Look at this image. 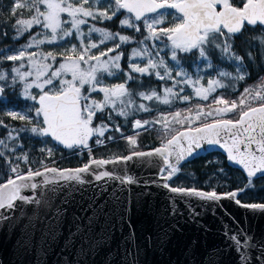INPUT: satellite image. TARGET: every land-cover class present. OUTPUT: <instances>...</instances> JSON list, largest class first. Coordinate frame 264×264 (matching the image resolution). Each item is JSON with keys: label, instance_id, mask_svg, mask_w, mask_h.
<instances>
[{"label": "snow or ice", "instance_id": "obj_1", "mask_svg": "<svg viewBox=\"0 0 264 264\" xmlns=\"http://www.w3.org/2000/svg\"><path fill=\"white\" fill-rule=\"evenodd\" d=\"M11 16L13 39L19 40L34 28L39 30L19 48L0 49V64L14 62L10 68L0 67V101L6 99V88L15 89L19 84L22 85L20 97L31 102L19 111L12 107L3 113L11 120L30 126L11 127L0 119V127L8 129L7 136L0 138V158L6 164V169L0 172V222L13 218L21 205H29L33 211L27 217L28 229L34 232L43 224L51 237L55 232L53 225L67 211L62 206L68 203L66 198L57 203L64 187L86 183L84 174L93 175L97 181L118 180L121 185L139 183L130 175H121L104 166L127 164L134 158L146 157L159 158L142 161L157 168L156 179L144 182L146 186L160 180L163 181L160 186L183 197L212 203L227 198L243 208L264 212V203H242L238 198L240 193L253 187V178L264 175V78L255 87H245L237 99L218 95L207 107L198 105L195 109L160 113L153 121L135 119V129L154 123L162 125L161 145L151 151L137 150L136 137H123L121 133L129 145V154L94 158L89 143L95 137L97 145H104L106 141L102 138L110 130L102 121L94 126L97 113L107 115L109 120L113 113L127 119L137 112L152 111L148 104L138 100L165 105L174 100L189 102L192 96L182 94L188 87L195 97L207 101L217 89L235 87L236 81L245 80L248 74L243 57L233 51V45L246 28L258 30L253 39L257 42L258 54L264 59V53L259 52L264 48V0H13ZM114 18L119 20L120 29L140 33V38L89 24L90 20L102 23ZM85 25H88L87 32L82 28ZM93 34L99 37L98 43L93 42ZM110 41L114 42L111 47L100 50L101 45ZM133 43L137 47L131 49L125 71L121 67L124 58L121 49ZM45 44L58 45L63 50L45 52L41 49ZM32 48L37 51H29ZM210 53L217 54L219 64L213 62ZM248 58L255 59L251 51ZM135 61L143 62V66ZM185 61L190 62L193 71H189ZM225 64L233 65L235 74ZM118 72L123 73V82L104 83L105 76L115 77ZM209 72L214 76L207 79L205 86L203 81ZM144 77L171 82V86L162 85L163 96L155 88L133 90L129 87L132 82H136L137 88L146 87ZM32 89L38 91L34 93ZM93 93L102 94V99H96ZM115 131H121L118 124ZM23 133L40 138L45 145L39 149L46 154L44 159L30 162L27 152L17 153V149H23ZM48 137L66 149L88 150L89 161L74 169L49 166L46 160L52 157L53 150L47 147ZM205 146L223 149L227 160L243 169L247 176L245 187L217 193L215 189L204 191L169 183L180 173L182 162ZM102 168L103 171H98ZM99 212L105 214L103 208ZM192 215L198 213L193 210ZM97 220V214L93 213L82 222L79 218L74 221L69 234L74 252L78 249L87 257L102 241L106 242L105 235L95 232ZM130 231L134 234V230ZM225 235L240 253V264H252V249L259 253L256 264L264 261V243H254L245 230ZM77 264L83 262L77 261Z\"/></svg>", "mask_w": 264, "mask_h": 264}, {"label": "water", "instance_id": "obj_2", "mask_svg": "<svg viewBox=\"0 0 264 264\" xmlns=\"http://www.w3.org/2000/svg\"><path fill=\"white\" fill-rule=\"evenodd\" d=\"M138 130L133 127V131ZM211 154L226 157L218 146H205L181 165ZM149 159L159 158H134L127 164L104 166L121 175H130L139 183L121 185L118 180L97 181L93 175L84 174L86 183L64 187L57 203L66 198L68 203L62 206L67 211L53 225L55 232L51 237L43 224L34 232L28 229L27 217L32 215L33 208L21 205L13 218L0 222V264H77V261L83 264H240V253L227 239L226 232L231 234L243 229L253 237L254 243H264V212L243 208L227 198L212 203L183 197L160 186L163 183L160 180L146 186L144 182L156 179L157 173L156 167L142 163ZM227 163L244 173L238 165L228 160ZM101 208L105 214H100ZM193 210L198 215H192ZM93 213L98 216L95 232L105 235L106 242L102 241L85 257L78 249L73 251L69 234L74 221L79 218L82 222ZM250 254L252 264H256L259 253L252 249Z\"/></svg>", "mask_w": 264, "mask_h": 264}, {"label": "trees", "instance_id": "obj_3", "mask_svg": "<svg viewBox=\"0 0 264 264\" xmlns=\"http://www.w3.org/2000/svg\"><path fill=\"white\" fill-rule=\"evenodd\" d=\"M13 6V0H0V49L3 48H17L22 43V40L13 39L15 33L11 27L13 22V17L11 16V8ZM118 19L113 21H104L99 22L95 21L97 25L101 28H105L112 32L121 31L122 34L126 35H135L136 38H140V33H133L131 29H120L117 24ZM7 33V36L4 33ZM137 35V36H136ZM258 35V30L253 31L246 28V30L235 38L233 45V51L243 57L244 65L247 70V78L243 81H236L234 89L224 88L220 93L225 98L228 99H237L241 92H243L245 87H253L260 82L261 78H264V59H262L261 54H258V45L256 40L253 37ZM139 36V37H138ZM24 39V38H23ZM130 46V45H129ZM128 46V47H129ZM121 50L124 51V58L121 60V67L128 70V59L127 54L129 50L124 46ZM252 53L255 57L253 60H249L248 52ZM260 53H264V48L259 49ZM211 58L214 63L219 64L220 61L217 59L216 53H210ZM5 64H1V67H4ZM185 66L189 71H193L189 61H185ZM229 71H232L235 74V69L231 64L223 65ZM214 75L213 72H210ZM134 76L137 74L133 73ZM229 82V81H228ZM143 83L146 87L137 88L136 82H132L129 87L133 90H149L155 88L157 91L160 88L162 81H158L155 78L144 77ZM14 90H17L13 93ZM19 89H7L5 90V97L10 101L4 103V99L0 103V119H3L5 124H8L11 127H26V122H21L19 120H11L9 117L3 113L8 109L15 107L16 109L23 108L22 99L20 98ZM13 94V95H12ZM15 98L14 101L11 99ZM254 102L253 104H255ZM184 108L181 105L178 107ZM109 110H106V112ZM172 108L160 107L155 111H150L142 113L140 115H130L127 119H122L120 116H117L115 113L112 114V119L109 120L108 116L105 114L97 113V119L94 121V126L101 121L109 126V131L106 132L104 140L106 143L102 146L95 147L92 149V156L94 158H112L118 155H127L129 154V145L126 139L121 137L130 136L135 134L133 132L134 120L138 118H151L158 116V113H170ZM135 115V114H134ZM120 126L122 132L115 131L116 125ZM180 127V126H179ZM177 127V129H179ZM8 129L0 127V137L5 138L7 136ZM137 134V133H136ZM114 137L113 140H108L107 137ZM162 134L158 132V128L149 131L148 126H145L144 129L138 131V136L136 137L137 143L139 145L137 150L147 151L152 150L161 145ZM24 147L23 150H26L29 153V160L39 161L44 159L45 153H41L39 149L41 148V140L37 137L31 136L30 138H23ZM52 147L53 155L52 157L46 160L47 164H50L54 160H58L53 163L58 168L66 167H79L84 163L89 161V153L81 152L80 150L65 151L57 144H53ZM81 152V153H79ZM119 152V154H118ZM74 154V155H73ZM216 160V161H214ZM21 168L26 171L27 168L21 163ZM6 169L5 160L0 158V172ZM220 169H223L221 172ZM178 180L176 181V186L180 183L184 187H196L205 191H211L215 189L217 193H225L228 191L237 190L239 188L245 187L247 184V176L240 170L231 167L228 165L226 157L222 154H211L188 164L180 166V173L176 176ZM180 185V186H181ZM238 198L242 203H264V176L253 178V187L248 188L245 192L240 193Z\"/></svg>", "mask_w": 264, "mask_h": 264}, {"label": "rangeland", "instance_id": "obj_4", "mask_svg": "<svg viewBox=\"0 0 264 264\" xmlns=\"http://www.w3.org/2000/svg\"><path fill=\"white\" fill-rule=\"evenodd\" d=\"M170 11H172V10H170ZM23 15L26 17L27 15H28V13L25 11L24 13H23ZM121 18H123V17H121ZM115 19V18H114ZM113 19V20H114ZM169 21L172 19V17L170 16L169 18ZM112 20V21H113ZM89 24H95L97 27H100L99 25H97V23H95V21H89ZM117 24L119 25V20L117 21ZM82 28H83V30L85 31V32H87V28H88V25H85V26H82ZM39 29H37V28H34L33 30H32V32L31 33H25L23 36H21L20 37V40H22V43L19 45V47L20 46H22V45H25V44H27L28 43V40H29V37L33 34V33H35L36 31H38ZM137 36V35H136ZM139 37V36H138ZM24 38V39H23ZM92 40H93V42H97L98 43V41H99V37L97 36V34H93V37H92ZM137 40H138V38H137ZM72 42L73 43H75L76 41H75V39L73 38L72 39ZM88 41H87V38H85V43H87ZM114 42H108V43H106V44H103V45H101L100 46V50H105L107 47H111L112 46V44H113ZM61 44H65V42H61ZM130 45V46H129ZM129 45H123L122 46V48L124 47V46H126L127 47V49L129 50V53L127 54V59H128V57L130 56V54H131V49L133 48V47H137V44L136 43H133V44H129ZM65 46H67L66 44H65ZM129 46V47H128ZM19 47H17V48H19ZM41 49L43 50V51H49V50H55V51H57V52H59V51H62L63 50V48L62 47H60V46H58V45H47V44H45V45H41ZM29 51H37V49H35V48H32V49H29ZM94 52L95 51H97L96 49H94L93 50ZM119 51V50H118ZM162 55H163V53H162ZM166 59H167V57H165ZM60 60V57H58V61ZM135 62H140V61H135ZM14 62H9V61H5L4 62V64H5V66L3 67V68H10L11 66H12V64H13ZM15 63H19V62H15ZM141 63V66H143V62H140ZM124 69V68H123ZM24 70H26V69H24ZM125 71H127V69H124ZM214 75L213 74H211L210 72L207 74V75H205V78H204V81H203V83H204V85L206 86V82H207V79H209V78H212ZM29 79H31V78H29ZM124 79H125V77H124V75H123V73L122 72H118L117 73V75L115 76V77H109V76H105V78H104V83L105 84H114V83H120V82H123L124 81ZM225 83H229L227 80H225L224 81ZM165 83H167L168 84V86H171V82H163L162 81V83L160 84V88H159V90H158V92L161 94V96H163V91H162V85H164ZM259 83H257L256 85H254L253 87H255V86H257ZM16 88H18L19 90V92L21 93V91H22V85H16ZM7 89H13V88H6L5 90H7ZM228 89H234V87H229ZM221 90H224V88L223 89H217V92L216 93H213L212 94V96H210L209 97V100H207V101H204V100H201L200 98H198V97H195L194 95H193V90L192 89H190V88H188V87H185V91H184V93H182L183 95H190V96H192V99L189 101V102H180L179 100H174L171 104H168V105H165V104H163V103H160V102H155V101H137L138 103L139 102H144V103H146V104H148L149 105V107L152 109V111L154 110H156L157 108H160V107H167V108H172L173 109V111L172 112H174V111H176V110H185V109H187V108H189V107H191V108H193V109H195L198 105L199 106H205V107H207L208 105H210V104H212V99H213V97L214 96H218V95H222V93H220L221 92ZM235 90V89H234ZM17 90H14L13 91V93H15ZM32 91L35 93V92H37L38 90H36V89H32ZM13 95V94H12ZM93 96L96 98V99H102V94H100V93H93ZM240 96V95H239ZM238 96V97H239ZM237 97V98H238ZM21 98V97H20ZM22 99V98H21ZM226 99H228V98H226ZM12 101H14L15 100V98H12L11 99ZM229 100H233V99H229ZM7 101H10L9 99H4V103H7ZM2 102V101H1ZM22 105L24 106L25 104H28V103H31V102H29V101H25V100H23L22 99ZM252 103H254V102H252ZM178 105H181V106H183L184 108H180V106L178 107ZM213 107H215V105H212ZM16 110H20V109H16ZM142 113H146V112H137V113H135V115H133V117L135 116L136 117V115H140V114H142ZM160 113H158L157 115H159ZM167 114V113H166ZM157 116H155V117H151V118H143V117H141V118H136V119H140L142 122L144 121V120H149V121H153L155 118H156ZM122 119H125L124 117H121ZM169 119H171V117L169 116ZM35 122V121H34ZM30 126V125H29ZM148 126V130L149 131H151V130H154L155 128H158V132L160 133V134H162L163 135V133L161 132V127H162V125L161 124H151V125H147ZM175 128H177V127H179V125H173ZM24 127V126H23ZM133 129V128H132ZM120 132H122V131H120ZM105 134H106V132H105ZM130 136H135V137H137L138 135L135 133V134H132V135H130ZM31 137V135L30 134H27V133H23V134H21V141L23 142V147H24V143H25V141H23V138H30ZM105 137V136H104ZM104 137L102 138V139H104ZM40 139V138H39ZM95 137L93 138V141H92V147L91 148H93L94 146H102V145H97L96 143H95ZM53 144H55L53 141H52V139L50 138V137H48L47 138V147H49V148H52V147H54L53 146ZM45 145L44 144H42L41 145V147H44ZM88 151V150H87ZM22 152H27L26 150H23V149H17V153H22ZM28 153V152H27ZM79 153H81V152H79ZM29 154V153H28ZM118 154H119V152H118ZM119 156V155H118ZM105 159H110V158H105ZM214 161H216V160H214ZM178 180V178L175 176L174 178H173V180L172 181H169V183L172 185V186H176V181ZM181 185V183L178 185V186H180ZM181 186H183V185H181ZM202 190V189H201ZM205 191V190H204Z\"/></svg>", "mask_w": 264, "mask_h": 264}]
</instances>
